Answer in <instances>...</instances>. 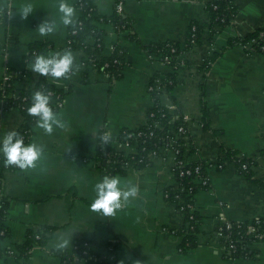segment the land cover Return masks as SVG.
Instances as JSON below:
<instances>
[{"label":"crops","instance_id":"obj_1","mask_svg":"<svg viewBox=\"0 0 264 264\" xmlns=\"http://www.w3.org/2000/svg\"><path fill=\"white\" fill-rule=\"evenodd\" d=\"M210 1L124 0L123 13L133 38L115 33L109 23L99 24L105 31L104 53L115 43L125 49L120 78L109 84L103 72L83 66L80 50H71L73 63L67 76L47 77L65 91L62 106L54 111L61 123L49 132L36 122L28 143L42 149L40 158L32 167L4 171L6 233L0 236V264H65L60 254L71 252L79 240L93 241L96 255L76 264H104L110 245L114 264H264V238L251 244L253 257L231 258L214 234L221 218L261 220L264 226V186L253 182L262 180L264 185V54L241 45L225 48L228 38L244 36L264 24V0H232L237 9L233 25L220 29L213 42L204 26L200 43L181 54L185 63L176 72L172 97L161 100L169 114L189 119L194 153L188 160L206 164L208 184L193 197L200 218L196 245L180 251L182 236L174 233L183 218L164 196L177 183L169 150L161 148L145 167L111 175L120 178L122 187L136 189L112 214L92 208L95 186L104 177L95 159L100 132L105 130L113 149L129 154L132 145L119 142L117 136L121 129L146 121L152 108L149 80L155 72L170 71L144 47L166 40L183 46L191 23L209 22L205 4ZM60 2L0 0V89L3 75L10 71L16 87L34 90L41 73L33 69L35 57L27 60L33 42L48 44L49 51L40 54L63 53L68 29L79 12L77 0H67L74 16L71 24H64ZM114 4L95 0L104 16L113 12ZM24 5L31 6L27 16L22 14ZM44 22H54V30L42 34L39 27ZM218 51L205 71V60ZM203 105L207 128L201 122ZM23 120L18 107L2 105L0 100V139L16 132ZM227 150L253 161L252 179L223 159ZM218 160L225 161L222 168L214 164ZM41 229L48 234L43 245L34 244L26 255L15 249L26 241L28 231ZM64 240L67 244L59 247Z\"/></svg>","mask_w":264,"mask_h":264},{"label":"trees","instance_id":"obj_2","mask_svg":"<svg viewBox=\"0 0 264 264\" xmlns=\"http://www.w3.org/2000/svg\"><path fill=\"white\" fill-rule=\"evenodd\" d=\"M114 1L113 12L108 16H104L97 11L95 0H78L75 7L79 15L68 29L66 45L63 49V52L68 50L82 51V64L85 67L91 66L93 69L106 74L109 84H112L121 76L122 67L125 65V49L115 43L108 54L104 53L105 31L99 27V24L109 23L115 33H124L126 37L133 38V34L131 32L129 33L132 28L130 21L124 15L123 9L121 11L117 10V4L120 1L124 3V0ZM205 9L209 15V22L207 25H201L197 22L191 23L183 46L166 40L154 42L144 47L146 52L153 58L165 65L173 66L174 69L163 75L155 72L149 80L148 91L152 99V108L147 114L149 119L136 128L121 129L117 136V140L122 143L133 144L135 141L137 143L136 153L124 155L113 149L105 130H102L99 134L97 153L95 156L103 176L123 174L130 168L139 169L149 165L152 157L160 155V149L162 147L170 149L172 148V141L176 140V147L179 150L176 157L178 162L174 164L173 171L178 187H168L165 190L168 194L165 199L174 203L183 218L182 226L174 231V233L182 236L180 251L192 248L197 243L200 218L194 210L193 197L194 192L198 188L206 187L203 185H195L192 191L189 190L190 185H193L192 174L180 175V171L186 169L193 170L198 165L201 175L206 177V164L201 160H188L193 155L194 148L188 137L187 121L183 119L181 113L176 116L169 114L161 100L164 96L172 97V89L178 82L176 72L180 65L185 63L181 54L190 50L195 44L200 43L203 27L206 26L207 28L208 41L213 42L215 35L220 29L233 25L234 18L237 14V9L232 0H211L205 4ZM236 45L243 46L247 51H256L264 54V24L251 30L244 36L228 38L225 43V48ZM48 51V44L45 42H33L29 46L27 60L36 57L40 53L45 54ZM220 52L213 53L205 60L203 65L205 71L209 69L211 63ZM69 73L70 71L61 77L67 76ZM7 74L9 75V80L2 82L0 100L2 105L16 106L20 109L24 120L16 133L27 144L32 135L33 126L38 121L37 116L28 112V108L32 103L33 94L38 90L46 93L50 98L49 103L55 111L59 108L57 104L61 101L63 102L65 91L48 82L47 77L51 75L41 74L34 90L30 91L16 87L14 84V75L10 71ZM156 122L158 125H155ZM201 122L203 127H209L204 105ZM180 126L185 129L184 132L178 131ZM173 131L178 136H181L182 139H175ZM223 159L227 162L234 163L240 173L252 179V160L237 156L234 152L228 150L225 151ZM103 162L104 165L102 164ZM243 164L246 165V168H243ZM19 169L21 167L7 163L3 153H0V236L6 233L3 226L7 207L6 198L3 194V174L5 170L14 171ZM253 182L261 187L264 186L261 184L262 180L253 179ZM227 224H218L214 231L218 242L224 247L225 255L231 258L248 259L253 257L254 250L249 244L264 238L262 221H228ZM249 224L256 227L255 231L248 232L247 226ZM47 237L48 234L45 229L43 232L42 229L36 231L30 230L27 233L26 241L22 245L15 246V249L20 254L26 255L34 244L43 245ZM93 246L94 244L91 240H79L75 242L71 252H64L60 256L65 264H76V261L79 259L96 255ZM102 261L104 264H114L112 245L109 246L108 253L103 257Z\"/></svg>","mask_w":264,"mask_h":264},{"label":"clouds","instance_id":"obj_3","mask_svg":"<svg viewBox=\"0 0 264 264\" xmlns=\"http://www.w3.org/2000/svg\"><path fill=\"white\" fill-rule=\"evenodd\" d=\"M31 10L30 5L22 7V14L27 16ZM59 11L62 13L61 20L64 24L73 22L74 8L67 2L61 0ZM54 22H44L40 25L39 31L42 34L53 31ZM73 55L70 50L63 53H55L52 55L40 54L35 57L33 69L44 75L52 77H61L67 73L72 66ZM49 96L42 92L36 91L33 94L32 103L28 108V112L38 117L37 123L46 131L51 132L54 125H59L61 121L57 117L53 108L49 103ZM107 139V137H105ZM42 149L35 143L25 144L15 131L8 132L0 139V153L7 163L18 165L21 168H28L35 165L40 158ZM96 197L92 202V208L102 211L104 214H112L113 211L120 207L121 201L127 200L130 196L136 194L134 187L124 188L121 186V180L116 176H104L96 184ZM67 241H62L58 246L63 247Z\"/></svg>","mask_w":264,"mask_h":264},{"label":"built area","instance_id":"obj_4","mask_svg":"<svg viewBox=\"0 0 264 264\" xmlns=\"http://www.w3.org/2000/svg\"><path fill=\"white\" fill-rule=\"evenodd\" d=\"M78 1V0H77ZM123 9V2L122 1H120L118 4H117V10L118 11H121ZM193 29V28H192ZM111 50H112V48H111ZM110 50V51H111ZM150 56V55H149ZM83 65V64H82ZM84 66V65H83ZM166 66H168V65H166ZM89 68H92L91 66H88ZM169 67V69H170V71H172L173 69H174V67L173 66H168ZM106 75V74H105ZM9 80V75L6 73V74H4L3 75V81H8ZM149 89H150V87H149ZM62 104H63V102L61 101V102H59L57 105L59 106V107H61L62 106ZM149 119V117L147 116V118H146V121ZM183 119H185L186 121H188L189 119L188 118H186L185 116H183ZM155 125H158L157 124V122L155 123ZM178 131H181V132H184L185 131V129L182 127V126H180L179 127V129H178ZM173 134L175 135V139H182V137L181 136H178L177 135V133L175 132V131H173ZM139 135H140V133H139ZM125 143V142H124ZM125 144H127V143H125ZM129 145H132V148H133V150L129 153V154H127V155H132V154H135L136 153V151H137V143L134 141V143L133 144H129ZM163 149H166V150H169L170 151V153L172 154V156H173V161H174V164L176 163V162H178L177 160H176V157H177V154H178V148L176 147V140H173L172 141V148H170V149H168V148H166V147H162ZM152 154H153V152H152ZM153 158V157H152ZM214 163V162H213ZM218 168H222L223 166H224V164H225V161L224 160H218V161H215V163H214ZM18 166V165H17ZM243 166V168H246V165L245 164H243L242 165ZM200 168H199V166L198 165H196L194 168H193V170L192 169H186V170H182V171H180V175H184V174H186V175H191L192 174V183H193V185H190V187L188 188L189 190H191L192 191V188H193V186H198V185H203V186H207V184H208V178H207V176L206 177H203V175H201V173H200ZM174 187H178V184L176 183V185L174 186ZM168 194L166 193V191H164V196L166 197ZM179 202H181V201H179ZM228 223V220H224V219H220V222H219V224H227ZM228 226H229V224H227ZM255 226L254 225H252V224H249L248 226H247V230H248V232H253V231H255ZM220 234V233H219ZM36 237H38V236H36ZM251 244L252 243H250L249 244V246H251Z\"/></svg>","mask_w":264,"mask_h":264}]
</instances>
